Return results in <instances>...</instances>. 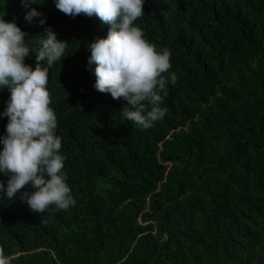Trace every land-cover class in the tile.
I'll return each mask as SVG.
<instances>
[{
  "label": "trees",
  "instance_id": "trees-1",
  "mask_svg": "<svg viewBox=\"0 0 264 264\" xmlns=\"http://www.w3.org/2000/svg\"><path fill=\"white\" fill-rule=\"evenodd\" d=\"M33 8L44 25L26 21ZM0 18L27 33L33 68L46 28L68 42L47 89L75 205L36 214L0 198L11 264H264V0H145L134 25L169 49L164 75L178 77L148 129L121 119L126 101L98 92L87 70L108 25L54 0H0ZM8 99L0 89V137Z\"/></svg>",
  "mask_w": 264,
  "mask_h": 264
},
{
  "label": "clouds",
  "instance_id": "clouds-1",
  "mask_svg": "<svg viewBox=\"0 0 264 264\" xmlns=\"http://www.w3.org/2000/svg\"><path fill=\"white\" fill-rule=\"evenodd\" d=\"M28 8L34 0H19ZM145 0H54L61 13L75 18L81 14L95 16L108 25L107 36L97 37L88 48L87 70L93 71L94 88L111 94L114 100L126 101L121 119L139 129H148L162 120L168 109L162 107L167 95L166 84L174 85L177 75L165 76L171 68L170 51L157 50L134 22L144 14ZM43 14L35 8L27 12L26 21ZM27 33L15 23L0 18V89L9 92L3 116L8 118L6 134L0 137V173L8 177L7 186L0 180V198H19L36 214H43L50 205L67 210L75 199L62 171L65 156L61 154V137L55 134L57 117L49 107L47 89L50 67L64 56L67 41L59 40L49 27L45 29L33 68L25 63L30 50ZM46 62V63H45ZM163 93V96L161 95ZM32 191H22L25 186ZM0 264H11L0 246Z\"/></svg>",
  "mask_w": 264,
  "mask_h": 264
}]
</instances>
